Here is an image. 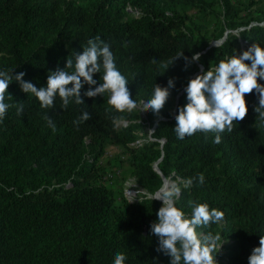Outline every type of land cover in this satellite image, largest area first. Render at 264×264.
I'll return each mask as SVG.
<instances>
[{"label": "trees", "instance_id": "trees-1", "mask_svg": "<svg viewBox=\"0 0 264 264\" xmlns=\"http://www.w3.org/2000/svg\"><path fill=\"white\" fill-rule=\"evenodd\" d=\"M96 37L110 45L137 102L148 99L156 83L166 86L172 78L175 87L158 113L146 109L151 139L137 145V109L118 112L108 105L107 94L83 97L84 104L67 108L57 97L53 108L41 109L12 80L5 93L12 107L0 122V264H112L116 251L126 254L125 264H169L150 232L162 202H129L122 192L116 195L109 166L102 162L108 147L122 149L128 174L147 193L157 192L163 177L203 173L205 182L194 181L177 204L186 213L191 200L222 210V223L202 229L225 239L217 264H248L264 237L258 94H245V117L231 132L220 133L219 144L212 143L211 132L179 140L173 128L187 102L184 87L190 78L242 54L247 44L264 47V0H0V70L12 69L13 76L24 72L23 79L38 88L50 70L63 68ZM182 51L189 58L199 52L201 59L186 65L177 58L166 68ZM102 75L94 79L102 82ZM18 104L24 105L22 114ZM83 111L90 118L77 126L73 121ZM117 120L129 123L117 127Z\"/></svg>", "mask_w": 264, "mask_h": 264}, {"label": "clouds", "instance_id": "clouds-1", "mask_svg": "<svg viewBox=\"0 0 264 264\" xmlns=\"http://www.w3.org/2000/svg\"><path fill=\"white\" fill-rule=\"evenodd\" d=\"M215 46H218L216 42ZM181 57L187 65L199 61L201 53L194 52L189 58L184 56L183 51L178 52L169 59L165 67L168 68L175 59ZM101 72L102 82L100 80L98 83L94 74ZM24 75V72H19L13 76L12 69L0 70V122L12 107L5 102V93L13 79L19 83L23 92L38 100L41 109L53 108L57 97L61 101V107L67 108L71 103L84 104L83 97H104L105 94L108 105L118 112H131L138 107L127 87L128 79L116 66L110 45L99 37L89 39L82 52H73L63 68L50 70L45 85L38 88L31 81L24 80ZM260 81H264V47L256 43L242 54L222 59L215 66L190 78L184 87L187 102L179 107L175 116L173 130L177 139L183 140L197 132H211L215 133L212 143L219 144L220 133L231 132L234 122L245 117L248 111L245 94L252 93L253 90L258 94V104L254 111L259 121L264 123V83ZM85 85L88 86L86 89ZM174 87L175 81L172 78L166 86L156 83L151 96L142 102L141 109L158 113ZM23 111V104L16 105L17 114H22ZM89 118L90 113L83 111L73 123L78 126ZM44 119L55 132L56 125L47 113ZM194 181L202 185L205 182L204 174L165 181L149 197L162 202L156 212V220L150 224V232L158 239L157 251L170 257L169 264H217L216 255L225 242L218 232L202 231L223 222L222 210L197 200L189 201L190 213L178 206L181 192L190 190ZM126 260L125 253L116 251L112 264H125ZM248 264H264V237L261 236L259 245L252 248Z\"/></svg>", "mask_w": 264, "mask_h": 264}, {"label": "rangeland", "instance_id": "rangeland-1", "mask_svg": "<svg viewBox=\"0 0 264 264\" xmlns=\"http://www.w3.org/2000/svg\"><path fill=\"white\" fill-rule=\"evenodd\" d=\"M244 1V0H243ZM240 45H242L243 47L246 46V43L244 42V40H240ZM248 46H251L250 44H247ZM146 111V109H145ZM142 112V111H141ZM141 118L139 119L140 124H141V128H139L136 131V134L139 136V139H145L147 140L148 138H150V132H152V126L150 123H148V121L145 120L146 115L145 114H140ZM125 157L122 153V149L121 148H112V147H108L106 154L103 156L102 158V162L106 163L107 166H109L108 172H111V179L112 182L114 183V187L115 189L118 191L117 192V196L119 195L120 192H122L123 189V184L124 181L130 177V175L127 172V165L124 161ZM119 160V163H115V161ZM122 161V163L120 162ZM109 176V175H108ZM107 176V177H108Z\"/></svg>", "mask_w": 264, "mask_h": 264}, {"label": "built area", "instance_id": "built-area-1", "mask_svg": "<svg viewBox=\"0 0 264 264\" xmlns=\"http://www.w3.org/2000/svg\"><path fill=\"white\" fill-rule=\"evenodd\" d=\"M143 101L144 100H139L137 102L138 107L136 108L141 115L146 113L145 109H141V105H142ZM128 123H129V121H127V120H117L115 122V125L117 127H126L128 125ZM145 141H146L145 139L140 138V139H137L133 144L140 145L141 143H143ZM159 141H160V143H164L165 139L161 138ZM155 166H156V163H153L152 167L154 168ZM172 177H173V174L171 176H169V177H166V178L163 177L162 178L163 184L165 183V181H173V180H175ZM155 193H147V192L143 191L142 189H140L139 186L136 183V179L134 177H132V176L128 177L124 181L123 189H122V196L127 201H130L131 199H133L131 202H137V201H141L143 199H150L149 197H151Z\"/></svg>", "mask_w": 264, "mask_h": 264}, {"label": "water", "instance_id": "water-1", "mask_svg": "<svg viewBox=\"0 0 264 264\" xmlns=\"http://www.w3.org/2000/svg\"><path fill=\"white\" fill-rule=\"evenodd\" d=\"M154 169H155L157 172H159V171L157 170L156 166L154 167Z\"/></svg>", "mask_w": 264, "mask_h": 264}]
</instances>
